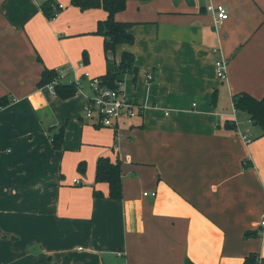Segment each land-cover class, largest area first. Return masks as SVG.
Here are the masks:
<instances>
[{
  "label": "crops",
  "instance_id": "0c3cea01",
  "mask_svg": "<svg viewBox=\"0 0 264 264\" xmlns=\"http://www.w3.org/2000/svg\"><path fill=\"white\" fill-rule=\"evenodd\" d=\"M47 1L0 0V264H264V132L233 104L264 94V0H126L114 18L133 40L110 57L133 55L118 86L140 109L115 126L84 115L107 11L54 0L49 18ZM44 68L81 87L56 95ZM100 156L120 163L119 198Z\"/></svg>",
  "mask_w": 264,
  "mask_h": 264
},
{
  "label": "trees",
  "instance_id": "16d2710c",
  "mask_svg": "<svg viewBox=\"0 0 264 264\" xmlns=\"http://www.w3.org/2000/svg\"><path fill=\"white\" fill-rule=\"evenodd\" d=\"M70 2L80 9L90 7H102L107 11L105 19L99 20L95 29L96 33L104 36L103 47L106 57V71L98 78L103 85L115 87L119 83L118 73L120 70H133V55L129 52H123L119 65L111 59L110 55L114 53L115 46L118 43H130L133 36L128 32L130 22L117 21L114 14L122 10L126 5V0H70ZM56 3L54 0H48L42 4L44 14L51 18L54 17L53 6ZM87 60L86 52L83 53L82 62ZM52 81L53 90L60 97H67L73 94L76 90L74 82L61 83L58 80V72L55 69L44 68L41 72V77L37 84L39 86L48 84ZM10 101L6 95L0 96V107L8 104ZM234 107L244 110L248 113L251 121L257 124L261 131L264 132V94L261 98H255L246 92H240L233 95ZM62 130L58 129L53 134L52 140L55 146L60 145ZM95 180L105 181L108 183V196L111 198H119L121 196V172L120 163L118 160L111 161L107 156H100L96 161ZM94 195H101L100 191L94 190ZM262 260L256 253H248L242 264H259ZM186 264H195L190 260H186Z\"/></svg>",
  "mask_w": 264,
  "mask_h": 264
},
{
  "label": "built area",
  "instance_id": "2783aa9c",
  "mask_svg": "<svg viewBox=\"0 0 264 264\" xmlns=\"http://www.w3.org/2000/svg\"><path fill=\"white\" fill-rule=\"evenodd\" d=\"M63 7V4L56 3L54 8V16ZM212 12H214L216 19H225L228 17V12L223 4L209 3L207 6ZM215 71L220 78H224L226 75L227 62L223 58L215 60ZM148 78L152 77L151 73L147 74ZM55 81L50 82L53 86ZM77 88L81 87L79 81H74ZM89 88L91 92L85 95L84 101V115L94 120L96 123L106 126H115L118 120L124 116H134L140 109L138 102L129 97L120 86L110 87L101 84L98 77H92L89 80ZM146 194V192H144ZM155 195L156 192H150ZM261 224H264V220H261Z\"/></svg>",
  "mask_w": 264,
  "mask_h": 264
}]
</instances>
